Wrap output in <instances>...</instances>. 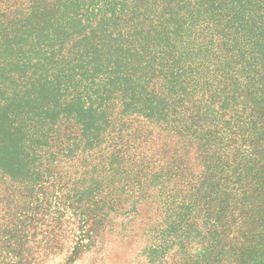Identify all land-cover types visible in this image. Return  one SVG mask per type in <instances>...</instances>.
<instances>
[{"label": "trees", "instance_id": "16d2710c", "mask_svg": "<svg viewBox=\"0 0 264 264\" xmlns=\"http://www.w3.org/2000/svg\"><path fill=\"white\" fill-rule=\"evenodd\" d=\"M264 264V0H0V264Z\"/></svg>", "mask_w": 264, "mask_h": 264}, {"label": "rangeland", "instance_id": "374dc122", "mask_svg": "<svg viewBox=\"0 0 264 264\" xmlns=\"http://www.w3.org/2000/svg\"><path fill=\"white\" fill-rule=\"evenodd\" d=\"M87 261L86 260H79L78 262H76L75 264H86ZM51 264V263H50Z\"/></svg>", "mask_w": 264, "mask_h": 264}]
</instances>
